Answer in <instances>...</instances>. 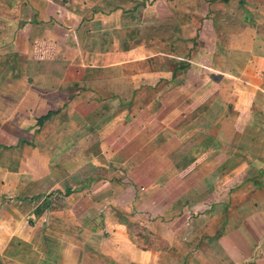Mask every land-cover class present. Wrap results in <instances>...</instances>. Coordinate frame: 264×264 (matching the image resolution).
Segmentation results:
<instances>
[{
	"label": "crops",
	"instance_id": "1",
	"mask_svg": "<svg viewBox=\"0 0 264 264\" xmlns=\"http://www.w3.org/2000/svg\"><path fill=\"white\" fill-rule=\"evenodd\" d=\"M176 3L0 0V264H264V180L242 146L264 138V0H196L188 23ZM37 176L70 208L93 206L91 250L48 197L4 204ZM252 187L229 214L228 194ZM117 210L143 238L173 227L141 247Z\"/></svg>",
	"mask_w": 264,
	"mask_h": 264
},
{
	"label": "rangeland",
	"instance_id": "2",
	"mask_svg": "<svg viewBox=\"0 0 264 264\" xmlns=\"http://www.w3.org/2000/svg\"><path fill=\"white\" fill-rule=\"evenodd\" d=\"M153 1V0H152ZM155 1V0H154ZM194 1H196V0H179V3H176L175 5L176 6H178L179 7V11H180V19H181V22H187L188 23V19L190 18V17H188V14H189V12H193V13H196V12H198V14H197V16H196V18H201L202 19V16H203V6H199V7H197V5H195L194 4ZM147 2H149V0H147ZM140 4V3H139ZM138 7H139V5H138ZM195 10H197V11H195ZM199 11H202V13H199ZM205 11V10H204ZM196 23H197V21H196ZM221 28H223V26L221 27ZM191 50L192 49H190V51H188V48L187 47H184L182 44H181V47L177 50L179 53L178 54H180V56H182V57H187L188 56V54H190L191 53ZM155 51V50H154ZM260 128L259 129H257V128H255V129H252V132H253V134H256V135H261V134H263L264 135V124L262 123L261 124V126H259ZM261 132V133H260ZM246 134V133H245ZM250 144L249 143H244V144H242V146H243V148H244V153H245V155L247 154V153H249L248 151H253L254 153V156H256L257 158L253 161L254 163H255V166H253V168H255L256 170H257V172H254L255 171V169H254V171L252 172V175H254V178L255 179H260L259 181H261V180H264V178H263V176H264V138H262L261 139V142L259 141V143L258 144H254V145H252V147L253 148H249L248 146H249ZM236 145H234V147L233 148H236L235 147ZM238 146H239V144H238ZM3 162V163H2ZM239 162H244V161H241V160H235V159H233V158H231V160L229 161V164H228V167H232V168H235V167H237L238 166V163ZM4 163H11V158H6V157H4V159L3 160H1L0 159V166H3V164ZM259 171H261V172H259ZM259 172V174L257 175L256 173H258ZM261 173H263V174H261ZM24 176H21V180H22V183H24L25 181H23L24 180ZM37 179H36V184L35 185H33V184H31V181L29 182V183H25V184H23V186H25V188L27 187V189L25 190V191H23L21 194H18V195H16V196H14V197H12V196H7V197H5L4 198V200H3V202H4V204L6 203V204H9L10 202H9V200L10 199H12V198H15V200L16 199H20V200H22V203L23 202H25L26 201V199L28 198V199H32V203H36V201L38 200V201H42L45 197H48V201H50V204H49V206L50 207H48L49 208V210H48V213H49V211L51 212V215H52V217H53V220H54V218L55 217H57V214L58 213H62V215L64 216V217H66L65 219H67L68 220V223H71V222H73V226H71L70 224H67L68 226H70V227H73L72 229H73V231H75V230H80L79 229V227H82L83 226V230H84V232H85V236H84V247H83V249H89L90 247L92 248V245H95V244H93V242H97V241H99V238H97V239H95V238H93L95 241H93L92 239H90V238H88V237H91L90 236V234L89 235H87V233L88 232H92L93 233V229H94V227L93 226H95L94 224L95 223H92V222H88L87 220H89V219H91V218H93V217H95V215L93 214V206H91L90 207V204H88L89 206V208H87L86 207V203H88V202H85L84 203V208L83 209H75V208H70V205H65L66 204V201H67V199L69 198V194L68 195H65V190H61V189H57L56 191H52V192H47V190H43V184H44V182H42V183H40L39 184V182H38V179L40 178L39 176H37L36 177ZM41 181H42V177H41ZM90 181H91V179H87L86 181H85V184H90ZM99 183H102V182H99ZM31 184V185H30ZM111 184H112V182H111ZM133 186H136V190H138L139 189V185H137V184H134ZM34 188V189H33ZM133 189V188H132ZM142 189V188H141ZM251 189V188H250ZM263 190V188H260V190H257L256 189V191L255 192H253V194H255V196H253V195H251V192L253 191V187H252V189L251 190H248V191H244L243 193H242V197L240 198V196L238 197V199L236 200V198L234 197V193H229L228 194V201H229V204H230V207H228V212H229V214H232V211H233V209L234 208H231L236 202L237 203H240V201H242V199H243V201H248L249 199H254L255 197H256V195L257 194H259V193H261V191ZM154 194L156 193V192H153ZM116 194H118V192L116 191ZM104 195H106V194H104ZM103 195V197L105 198V196ZM253 196V197H252ZM234 197V198H233ZM252 197V198H251ZM84 198V200H87V201H89V199H88V196L86 195V194H84V196L82 197V199ZM140 198V197H139ZM105 199H107V198H105ZM112 199V198H111ZM111 201V200H110ZM16 202V201H15ZM151 202V203H150ZM64 203V204H63ZM139 203L140 202H136V205L137 206H134V210H136V208H138L139 206ZM63 204V205H62ZM108 204H110L111 205V203H108ZM108 204H106V207H105V209H104V211H106L107 209H108ZM155 204V205H154ZM35 204H31V206L33 207ZM60 205H62V206H60ZM148 205L151 207V209L150 210H148V212L150 213V215H154L155 216V214H156V212L157 211H159V208H157V210H155V208L153 207V206H156V201L154 200V198H152V199H150L149 200V202H148ZM60 206V207H59ZM122 207V205L119 207V208H121ZM125 207V206H124ZM153 207V208H152ZM160 209H161V207H160ZM185 209H187V208H185ZM129 210V209H128ZM202 208H200V209H195V212H197V211H201V213L200 214H202L203 212H202ZM71 211V212H70ZM118 211V210H117ZM186 211V210H185ZM187 211H189V210H187ZM235 211V210H234ZM186 214H185V216H182L181 218H182V220H183V223L184 224H182V225H185V227H186V229H187V231L186 232H189L190 230H188V229H190V228H192L193 227V225L191 224L192 223V219H190L187 215V212H185ZM118 215H121L123 218H125L126 217V219L127 220H129V221H124L123 222V224H124V226L126 227V230H127V233L131 236L132 234L133 235H135V236H138L141 240H140V242H138L139 244H142V246L141 247H148L149 249L151 248V247H153V245L157 242V240L156 239H154L155 238V234H154V229H156V227L158 228V230H157V232H158V235H157V237H160L159 235L160 234H170V232H171V229H172V227H173V220L171 221V222H164V223H159L158 225L155 223V222H153V223H150L149 225H148V229L147 230H149V231H147V233L145 234V237L143 238V236H141V234H140V232H139V230H143L142 228H141V226H143L144 228H147L146 226H144V223H141V221H139V222H134L135 223V225L133 226L132 224H131V222L130 221H134V220H131L130 218V216H129V214L130 213H127V216H126V214H125V212H123V211H118V213H117ZM123 214H125V216L123 215ZM76 215H79V219H83V224H81V223H76L75 224V216ZM164 215H167V214H164ZM168 215H169V213H168ZM183 215V214H182ZM90 216H93V217H90ZM171 216V215H170ZM170 216H164V218H166L165 219V221H167L168 220V218H170ZM84 217V218H83ZM97 217V218H96ZM95 218H96V222H98V223H100L102 220H101V217L99 216L98 217V215L96 216ZM137 217H139V216H137ZM136 217V218H137ZM141 217V216H140ZM143 218H145V215H144V217H141V219H143ZM172 218V217H171ZM64 219V218H63ZM146 219V218H145ZM152 220V219H151ZM150 220V221H151ZM153 220H154V218H153ZM54 227V226H53ZM63 229H65L64 227H62ZM93 228V229H92ZM69 232H71V234L72 235H75V234H77V232H73L72 230H68ZM132 231H133V233H132ZM148 232H149V234H148ZM142 233V232H141ZM200 233H198L197 235H199ZM107 234H104V232H102V236H106ZM194 236V234L192 235V237ZM133 238V237H132ZM138 239V238H137ZM161 239V238H160ZM177 240V242H179L180 243V245L178 244V246L180 247V250L182 251V252H184V251H186V247H187V245H188V243H189V241H190V235L189 234H184V235H182L181 237H179V238H177L176 239ZM160 241H162L161 243H160V246H163V247H165L166 248V243H167V241H165L164 239H162V240H160ZM185 244V245H184ZM58 247H55L56 249H59V247H60V245H57ZM91 248H90V250H91ZM104 260H106V259H104ZM123 263V262H122Z\"/></svg>",
	"mask_w": 264,
	"mask_h": 264
}]
</instances>
